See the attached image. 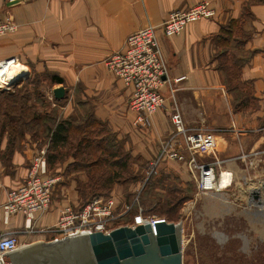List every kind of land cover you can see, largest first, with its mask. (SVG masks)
I'll list each match as a JSON object with an SVG mask.
<instances>
[{"label":"crops","instance_id":"obj_1","mask_svg":"<svg viewBox=\"0 0 264 264\" xmlns=\"http://www.w3.org/2000/svg\"><path fill=\"white\" fill-rule=\"evenodd\" d=\"M202 1L212 3L214 17L189 23L172 37L164 35L162 26L172 11ZM7 19L17 30L0 37V61L12 58L27 66L30 75L6 93L16 95L33 78L44 77L45 92L25 99V105L41 115L59 107L56 89L64 88L70 102L80 93L93 104L97 119L117 137H126L132 153L149 162L175 130L170 115L176 103L186 126L211 132L208 139L215 150L200 159L227 160L221 170L233 177V185L258 178L262 181L252 194L260 192L264 186V0H0V23ZM149 25L157 28L170 80L184 79L174 83V97L168 86L164 88L165 106L153 116L151 126L138 127L129 109L131 89L107 70L104 61L125 49L128 36ZM229 69L238 70V92L226 86ZM51 76L62 78L64 84L53 83ZM11 105L20 113L18 103ZM5 109L10 108L0 105V113ZM15 115L11 111L13 122L0 126V235L24 234L25 218L16 215L5 222L2 206L7 192L25 180L35 154L49 148L42 130L32 136L17 126ZM171 164L174 161L169 160L165 169ZM55 166L53 171L64 182L66 169ZM181 166L186 165L173 171ZM179 176L184 177L181 172ZM74 185L63 187L67 204L53 205L55 190L50 209L38 215L36 225L52 226L64 206L79 203ZM21 239L27 245L45 237L29 234Z\"/></svg>","mask_w":264,"mask_h":264},{"label":"built area","instance_id":"obj_2","mask_svg":"<svg viewBox=\"0 0 264 264\" xmlns=\"http://www.w3.org/2000/svg\"><path fill=\"white\" fill-rule=\"evenodd\" d=\"M215 12L209 1L199 2L190 9L174 10L163 23L164 35L172 37L180 34L189 23L212 18ZM16 30L17 25L10 19L0 23V37ZM18 64L12 58L0 61V90L10 91L14 87L12 82L25 74L30 75L27 66L18 67ZM104 64L125 87L131 89L129 109L135 114L134 125L138 127L151 126L153 116L165 106L164 88L168 86L174 97V83L184 79L170 80L169 66L162 52L157 28L150 25L128 36L125 49L110 55ZM170 120L175 130L163 141L158 155L150 163L143 187L156 175L163 162L171 160L187 166L196 179L201 195L217 192V168L225 160L214 159L205 163L199 160L200 155L210 153L208 146H211V142L207 132L186 126L176 103ZM60 182L61 177L49 170L47 148L39 150L25 180L7 192L6 202L2 206L5 222L12 216L22 215L25 218V234L44 236V241H52L83 233L107 234L121 226L135 227L149 223L154 227L160 220L156 216H146V210L138 206L139 191L131 203L124 205L113 195H99L83 205H66L55 224L47 227L36 225L38 215L50 209ZM134 211L132 222H124ZM24 245L17 234L0 235V255Z\"/></svg>","mask_w":264,"mask_h":264},{"label":"rangeland","instance_id":"obj_3","mask_svg":"<svg viewBox=\"0 0 264 264\" xmlns=\"http://www.w3.org/2000/svg\"><path fill=\"white\" fill-rule=\"evenodd\" d=\"M38 77L31 81L36 85L35 88L31 89L30 85L26 86L31 99H34L33 94L40 95V92L43 94V91L45 92L46 87H48L42 83L44 77ZM64 98L61 99L58 108L55 107L53 112L48 113L45 122L55 124L56 119L72 118V124L76 127L85 126L86 123L91 124L92 120L96 118L97 122L93 125L96 126L95 129L88 131L85 135H90L92 140L97 141L96 143L105 138L107 132L102 127L105 124L95 116V108L92 103L85 100L82 95L80 96V93L79 97L71 99V102L69 96L68 98L64 96ZM74 127L72 140L75 142L81 136L75 134ZM206 132L207 136L208 133H211L208 130ZM112 134V137H109L110 140L107 141L110 145V151L117 152L120 162H122L120 164L123 165L127 162L128 168L124 170L121 166L117 169L121 173V179L115 180L111 188L94 186L88 176L90 169L88 170L87 167L78 168L80 166L71 167L70 164L72 163L70 162L74 158L70 155L65 158L63 163L57 162L58 167L62 166V171L64 169L67 171V173L64 172L66 174L63 179L64 182L61 181L63 187H69L75 183L79 203L86 204L99 195H113L124 205L131 203L136 193L140 191L139 207L146 210V216H156L171 223H182L184 264H264V208H261L264 207V202L261 205L252 194L253 187L259 186L261 179H244L238 185H233L232 177L225 187L221 188V176L224 173L229 174L227 170H221L227 164V161H224L217 168V174H219L217 192H223L224 197H217L216 191L201 195L197 190L196 179L187 166H181L180 171L177 169L173 171L175 167L179 168V165H183L174 161V164L169 165L168 170H166L168 160L161 164L156 175L143 187L148 167L156 157H153L149 162L145 160L143 155H134L130 150L131 147H128L127 142L129 141L126 137L119 138L116 134ZM115 141L121 143L122 146H115ZM71 150L76 151L75 148ZM208 150L210 153L202 155L210 156L213 154L215 146L212 142L211 146H208ZM97 154L101 156L100 153ZM109 155L110 153L107 154V157ZM210 158L203 157L200 159L199 157V160L202 163L212 162L213 158L212 160ZM55 167V165H49L50 172L53 174H56L53 171ZM99 170H101L99 167L92 169L96 173ZM179 172L184 177L181 178ZM61 186L62 184H59L56 187L53 205L56 203L63 204V202L67 204ZM259 194L260 200L264 201V186H262ZM153 206L155 209L152 211L150 208ZM134 216L135 211L124 222L131 223ZM26 235L28 234H18L20 238H24Z\"/></svg>","mask_w":264,"mask_h":264},{"label":"water","instance_id":"obj_4","mask_svg":"<svg viewBox=\"0 0 264 264\" xmlns=\"http://www.w3.org/2000/svg\"><path fill=\"white\" fill-rule=\"evenodd\" d=\"M28 77L25 74L12 84L16 86ZM54 95L64 98V88L56 89ZM253 196L263 203L259 191ZM182 235V223L160 219L154 227L145 223L121 226L107 234L83 233L37 241L0 255V264H184Z\"/></svg>","mask_w":264,"mask_h":264},{"label":"trees","instance_id":"obj_5","mask_svg":"<svg viewBox=\"0 0 264 264\" xmlns=\"http://www.w3.org/2000/svg\"><path fill=\"white\" fill-rule=\"evenodd\" d=\"M227 80L226 86L231 91L238 92L239 89H241L238 70L229 69ZM51 81L57 84H64V80L58 76H51ZM31 84L33 83L30 81L27 83V86ZM16 93V95H11L6 93V91H0V105H5L6 108H10L5 109L4 112L0 113V126L5 128V126L10 125V122H13L11 118L12 111L13 114H16L15 119H18L17 126H21L22 130L26 129L32 134V136H38L41 134V130L43 131L42 136H44L46 139L44 140L48 141L49 143L47 152L48 165H56L59 161L63 163L65 158L70 155V157L72 156L74 158L70 166L74 168L77 166H80L78 168L87 167L88 170L90 169L88 173L89 180L91 179V182H93L94 186L96 187L111 188L115 180L119 181L121 179V173H119L117 169L122 166V168L126 170L128 168V164L125 162L123 165H121L122 162H120L118 153L110 151V145L107 141L110 140L109 137H112L113 134L111 133V130L107 124L104 123L105 126H102L104 131L107 132L105 138L96 143L97 141L92 140L90 135H85L88 133V131L90 132L92 129H95L94 127L96 126L93 125H95L97 122L96 118L95 120H92L93 122L91 124L86 123L87 126L74 127L71 121L72 118H66L63 120L56 119L55 124H48V121H44L48 114L41 115L36 112L34 107H27L25 105V99L30 100L32 98L27 89H18ZM237 98L240 100L242 99L240 94L237 96ZM12 101L18 103V106L21 108L20 113L19 109L18 111L16 109H11V107H14V105H11ZM14 111H16V113ZM73 127L76 131L75 134L77 133V135L81 136V138L77 139L75 142L72 140V135L74 134ZM114 144L115 146H122L121 143L116 141ZM74 148L76 149L75 152L71 150ZM97 153H100L101 156H99ZM108 153H110L109 157H107ZM104 155H106V157H104ZM93 167H99L101 170L96 173L92 171ZM152 178L153 177L147 181L146 185ZM145 180L146 176L144 178V182ZM81 204L83 205L84 203ZM139 205L140 199L138 206ZM150 209L153 211L155 206L151 207ZM137 210L138 209H136V211Z\"/></svg>","mask_w":264,"mask_h":264},{"label":"bare ground","instance_id":"obj_6","mask_svg":"<svg viewBox=\"0 0 264 264\" xmlns=\"http://www.w3.org/2000/svg\"><path fill=\"white\" fill-rule=\"evenodd\" d=\"M18 67H23L22 64H18ZM232 179V176L230 174H226L224 173L222 176H221V179H220V185H221V188H224L225 185L228 183V181H230ZM217 197H224L223 196V192L221 193H216L215 194ZM214 195V196H215ZM262 205V204H261ZM261 208H264V207H261ZM260 209V208H259Z\"/></svg>","mask_w":264,"mask_h":264}]
</instances>
